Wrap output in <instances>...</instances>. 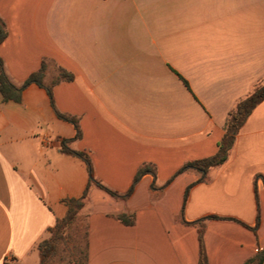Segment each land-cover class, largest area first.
<instances>
[{
    "label": "crops",
    "instance_id": "obj_1",
    "mask_svg": "<svg viewBox=\"0 0 264 264\" xmlns=\"http://www.w3.org/2000/svg\"><path fill=\"white\" fill-rule=\"evenodd\" d=\"M0 19L10 81L22 86L43 62L47 83L56 68L72 74L54 103L82 134L37 84L21 103L0 95V264H41L64 201L88 187L63 139L119 194L156 170L128 200L90 188L88 264H200V233L208 264L264 250V101L223 165L178 174L218 153L230 112L264 81V0H0Z\"/></svg>",
    "mask_w": 264,
    "mask_h": 264
},
{
    "label": "trees",
    "instance_id": "obj_2",
    "mask_svg": "<svg viewBox=\"0 0 264 264\" xmlns=\"http://www.w3.org/2000/svg\"><path fill=\"white\" fill-rule=\"evenodd\" d=\"M6 37H7L6 27L4 22L0 19V44L6 39ZM47 71H48V64L43 62L40 70L33 73L22 86L18 87L10 81L3 67V62L2 60H0V95L2 96V101L5 103L6 102L21 103L24 90L31 84H37L38 86L44 88L47 91L51 99L52 106L55 108L54 96H53L54 87L62 82L72 81L73 75L62 68H57L58 76L54 78L51 84L47 85L45 83ZM262 101H264V81L254 89V91L250 96L240 101L236 106V108L230 112L225 126V135L219 144L218 153L212 157L195 161L192 163H188L187 165H185L180 169L178 174L183 173L190 169H197L203 173V178H205V176L212 168L223 165L229 157L230 151L234 145L236 136L239 133L241 127L244 125V123L246 122L247 118L252 113V111ZM56 113L60 119L74 124L77 130V135L75 139H80L82 134L78 120L74 117L62 114L57 110ZM72 141L73 139L71 140L63 139L61 141L62 152L68 155H72L74 157H78L81 160H83L90 171L91 178L88 187L86 188L85 192L80 198L67 199L64 201L68 209L65 218L57 222L56 226L50 230V237L42 241L38 247L41 256V264H54L55 261L53 258L57 254L58 245L61 241L65 239L63 237L64 232L66 231V229H68L78 220V215L86 205L89 191L92 186L99 187L100 189L106 191L114 198L128 200L132 196L135 186L138 184V182L141 180V178L144 175L150 173L156 176L155 167L152 166L142 167L138 171L134 179L133 185L125 194H119L117 192H114L108 189L107 187H105L104 185H102L97 180H95L90 156L86 152L72 150L69 147V144ZM189 190L190 187L186 191L185 201L188 198ZM118 218L126 225H132L134 223L133 216H127L123 214V215H119ZM85 238H86V247H85L86 249L83 255L77 258L76 260L68 261L66 264H73V263L88 264V225L87 224L85 226ZM263 262H264V250L260 251L255 257L248 260L245 264H262ZM199 263L208 264L206 249L203 241V235L201 233H200Z\"/></svg>",
    "mask_w": 264,
    "mask_h": 264
},
{
    "label": "rangeland",
    "instance_id": "obj_3",
    "mask_svg": "<svg viewBox=\"0 0 264 264\" xmlns=\"http://www.w3.org/2000/svg\"><path fill=\"white\" fill-rule=\"evenodd\" d=\"M57 76L58 72L56 68L55 71H52V78L48 80V83L45 78V83L47 85L51 84ZM80 213L78 220L64 232L63 237L65 239L58 245L57 254L53 258L55 261L54 264H66L68 261L76 260L83 255L86 249V218L82 214L80 215Z\"/></svg>",
    "mask_w": 264,
    "mask_h": 264
}]
</instances>
